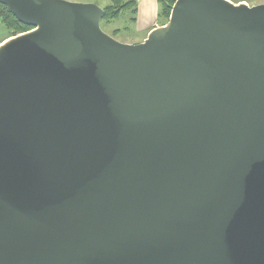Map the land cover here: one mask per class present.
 Segmentation results:
<instances>
[{"label":"water","instance_id":"95a60500","mask_svg":"<svg viewBox=\"0 0 264 264\" xmlns=\"http://www.w3.org/2000/svg\"><path fill=\"white\" fill-rule=\"evenodd\" d=\"M0 4V264H264V4Z\"/></svg>","mask_w":264,"mask_h":264},{"label":"rangeland","instance_id":"374dc122","mask_svg":"<svg viewBox=\"0 0 264 264\" xmlns=\"http://www.w3.org/2000/svg\"><path fill=\"white\" fill-rule=\"evenodd\" d=\"M66 1L76 2V3H94L99 7H101L102 9H104L107 5H111L110 0H66ZM233 1L237 3H234ZM233 1H231V3L235 5L244 4L249 7L264 4V0H233ZM118 14L119 15L114 16L109 21H100V28L107 35L111 36L112 38H114L115 40L121 43L138 44L144 41V39L147 37V35L150 32L146 33L147 29L140 30L136 27L137 26L136 13L133 14L132 9H127L120 11ZM11 22L14 23L13 19L10 16H8L7 14L4 15L0 12V44H2L1 42L7 39L13 33L14 29L10 26ZM168 23H169V18L167 20L162 18L159 20L156 19L153 28L164 27L167 26ZM28 29L29 31H27V33L31 31L32 32L35 31L32 30L33 29L32 27ZM24 34H26V32Z\"/></svg>","mask_w":264,"mask_h":264},{"label":"trees","instance_id":"16d2710c","mask_svg":"<svg viewBox=\"0 0 264 264\" xmlns=\"http://www.w3.org/2000/svg\"><path fill=\"white\" fill-rule=\"evenodd\" d=\"M176 0H157L158 3V12H157V19H165L167 20L170 16L171 9L174 5ZM233 1V0H230ZM234 2V1H233ZM111 5H107L103 10L104 14L102 16L101 21H109L122 10L132 9L133 14L136 13V2L135 0H110ZM237 3V2H234ZM0 12L4 15L10 16L14 23L11 22V27L14 29L13 33L9 37H13L19 34H23L29 31L28 26L20 23L9 11V9L5 6L0 4ZM33 30V29H32ZM8 37V38H9ZM3 42V41H2Z\"/></svg>","mask_w":264,"mask_h":264},{"label":"crops","instance_id":"0c3cea01","mask_svg":"<svg viewBox=\"0 0 264 264\" xmlns=\"http://www.w3.org/2000/svg\"><path fill=\"white\" fill-rule=\"evenodd\" d=\"M136 1V27L140 30L147 29L146 33L153 28L157 19V0H135Z\"/></svg>","mask_w":264,"mask_h":264},{"label":"bare ground","instance_id":"6f19581e","mask_svg":"<svg viewBox=\"0 0 264 264\" xmlns=\"http://www.w3.org/2000/svg\"><path fill=\"white\" fill-rule=\"evenodd\" d=\"M33 30H35V29H33ZM21 35H22V34H21ZM24 35H25V34H24ZM15 38H16V37H13V38H11V39H8V40L5 41L4 43L0 44V48H1V47H4L5 45H7V44L10 43L11 41H13Z\"/></svg>","mask_w":264,"mask_h":264}]
</instances>
